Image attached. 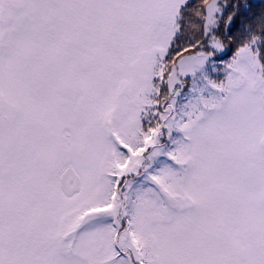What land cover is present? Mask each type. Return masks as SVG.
Wrapping results in <instances>:
<instances>
[{
	"label": "snow or ice",
	"instance_id": "1",
	"mask_svg": "<svg viewBox=\"0 0 264 264\" xmlns=\"http://www.w3.org/2000/svg\"><path fill=\"white\" fill-rule=\"evenodd\" d=\"M0 264H264V0H0Z\"/></svg>",
	"mask_w": 264,
	"mask_h": 264
}]
</instances>
